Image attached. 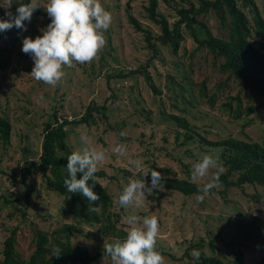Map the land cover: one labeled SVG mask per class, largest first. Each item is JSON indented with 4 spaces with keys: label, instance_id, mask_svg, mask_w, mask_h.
<instances>
[{
    "label": "rangeland",
    "instance_id": "rangeland-1",
    "mask_svg": "<svg viewBox=\"0 0 264 264\" xmlns=\"http://www.w3.org/2000/svg\"><path fill=\"white\" fill-rule=\"evenodd\" d=\"M10 2L0 0V11L15 15ZM36 2L46 4V0ZM99 2L111 14L110 25L103 33L102 55L97 52L88 62L73 61L70 66L62 65L64 75L55 86L30 75L33 61L21 51L22 38L40 35L39 30L49 22L42 7L32 13L24 31L12 28L0 33V115L12 125L10 141H0V196L8 200L4 205L0 199V263L2 242L14 227L18 228L17 250L24 259L33 251V240L38 232L48 237L49 248H55L67 239L71 245L85 247L95 254L105 252L104 244L124 238L129 228L125 217L135 214L141 222L145 216L157 217L155 250L162 255L163 264H192L182 259L186 248L200 239L209 242L217 232L225 242L232 244L226 247L223 241L216 239L214 246L218 255L229 258L233 254L231 247H234V250L241 249L243 264H259L264 258L262 188H231L221 194L223 187L219 184L210 193L202 194L203 200L197 202L195 195L186 197L159 185L162 195L148 188L139 204L133 202L126 208L118 206L116 198L130 178L139 179L136 175L139 171L145 173L152 166L151 170L165 178H184L186 173L182 172V164L188 165L191 175L192 165L203 155L219 157L220 149L208 148L193 140L186 144H182L183 139L175 140V128L169 116L184 115L212 140L232 136L260 142L264 138V107H259L255 98L244 97L242 93V109L254 106L255 110L240 120L231 118L221 104L223 96L238 95V90L229 83L226 85L225 77L217 72L211 59L195 57L192 74L188 66L185 67L186 57L173 58L164 48H161L164 62L157 58L146 68L151 83L140 75L120 78V74L139 69L147 62L144 39L127 22L126 3L129 2L131 13L143 27L153 33L159 30L147 19L146 0ZM255 2L264 19V0ZM157 11L170 23L176 19L175 12L161 0ZM246 13L251 16L247 10ZM203 19L214 35L224 33L213 13ZM184 46L191 50L193 41L189 39ZM183 53L179 51V54ZM188 62L191 61L188 59ZM167 75L176 77L177 82L191 81L193 95L185 91L181 97L177 87L166 80ZM150 84L159 93H155ZM187 88L189 90V86ZM92 101L100 111L93 112L89 125L73 126L67 143L71 151L88 147L104 152L97 170L106 173L102 184L114 201L112 210L120 214L118 229L123 233L118 236L105 237L89 228L63 232L65 226L74 223L63 216V199L42 187L36 171L26 180L33 186L32 194L25 205L21 204L28 188L22 184L20 172L38 160L44 124L54 112H58L57 116L59 114L62 120H76L84 115ZM248 120L251 123L242 127ZM81 136L86 139L82 141ZM117 144L125 146L123 155L113 151ZM214 171L210 169L209 175L193 181L202 187ZM145 184L150 187V183ZM21 209L26 212L24 218L19 217ZM205 252L211 254L207 247ZM93 264H112V261L103 254Z\"/></svg>",
    "mask_w": 264,
    "mask_h": 264
},
{
    "label": "trees",
    "instance_id": "trees-1",
    "mask_svg": "<svg viewBox=\"0 0 264 264\" xmlns=\"http://www.w3.org/2000/svg\"><path fill=\"white\" fill-rule=\"evenodd\" d=\"M27 2L28 0H11L10 3L16 13V8L21 3ZM161 2L175 12L176 19L170 23L164 15L157 11L159 0H146L147 6L144 9L147 19L158 28V33H153L150 29L143 27L131 13L129 2L126 3L127 22L135 32L141 33L143 37L147 62L145 66L132 72H124L119 77L140 75L145 77L147 83H151V77L146 72V68L151 66L157 58L163 60L161 48H164L173 58L186 57L185 67L187 65L188 71L192 74L195 57L204 60L211 59L212 65L217 67V72L225 77L226 85L229 83L230 87H236L238 90V95L223 96L224 102L221 104L231 118L240 120L243 115L249 116L255 110L254 106L242 109L240 100L242 93L244 97L255 98L258 106L264 107V19L255 0H161ZM246 10L251 16L247 15ZM6 13L9 12L1 10L0 18L4 19L7 16ZM209 13H213L219 26L224 30L222 35H214L204 21L203 18ZM25 24L27 25V21ZM189 39L194 44L191 50L184 46V42ZM101 50L100 48L97 52L100 54ZM180 50L184 53L179 54ZM166 80L169 84H174V88L177 87L181 97L185 91L192 94L191 81L177 82L176 77L170 75L166 76ZM150 86L155 93H159L152 84ZM94 111H100V107L92 101L86 107L84 115L76 120L65 118L62 120L59 114L57 116L58 112H54L52 118L44 124L38 160L29 163L20 172L22 184L28 188L21 204L25 205L32 194L33 186L27 184L26 180L36 171L40 176L42 187L63 199V216L69 217L74 223L65 226L63 232L70 233L72 230L82 231L89 228L99 231L105 237L118 236V233L120 235L123 233L118 229L120 214L112 210L114 201L102 184V180L106 178L104 171L97 170L93 181L87 182L93 184V191L99 197L93 202H89L87 198L78 193H68L63 183L67 177L66 156L72 152L67 143L68 134L73 126L89 125ZM169 120L174 124L175 140L183 139L182 144L193 140L205 147L220 149L219 160L223 165V171L216 185H222L221 194H225L231 188L264 189V138L260 142L232 136L212 140L207 138V132L201 131L184 115H171ZM250 123L251 121L248 120L242 127ZM11 130L10 121L0 115L1 142L10 141ZM182 167V172L186 173V177L170 179L161 175L157 187L153 188L154 192L162 195V192L158 190V186L162 185L186 197L196 196L201 186H198L191 178L188 165L182 164ZM151 168L152 166L148 171ZM79 175L77 173V178ZM136 175L139 179H146L145 182L150 183V176H143L144 173L141 171ZM0 199H3L4 205L8 203L4 196H0ZM18 213L21 218L26 216V212L22 209ZM11 216L12 214L9 215ZM17 231V227L12 228L3 240L0 264H93L99 256L106 254L105 252L91 254L85 247L71 245L66 238V242L58 243L55 248H49L47 246L48 237L38 232L33 240V251L24 259L17 250ZM216 239L223 241L226 247L232 245L230 242H225L223 236L217 232L207 243L200 239L190 244L184 251L182 259L192 264H243L241 249L234 250V247H231L233 254L229 258L225 255H218L214 246ZM206 247L211 254H206ZM53 249L59 250V256H53L56 255ZM193 249L199 251L198 259L191 255ZM259 264H264V258Z\"/></svg>",
    "mask_w": 264,
    "mask_h": 264
},
{
    "label": "clouds",
    "instance_id": "clouds-1",
    "mask_svg": "<svg viewBox=\"0 0 264 264\" xmlns=\"http://www.w3.org/2000/svg\"><path fill=\"white\" fill-rule=\"evenodd\" d=\"M42 7L49 18V22L41 28L40 35L29 38L24 36L21 51L30 56L33 61L30 75L38 81L55 86L63 77L62 65L70 66L73 61L84 63L93 59L97 51L105 44L104 31L111 22V14L102 7L99 0H46V4L28 0L16 8L15 15L6 13L9 19H0V33L16 28L24 31L26 21L31 20L32 13ZM42 99V97H41ZM121 135H124L122 132ZM86 138L81 136V140ZM125 146L117 144L113 151L123 155ZM104 152L88 147L72 151L66 156L67 177L63 183L68 193H78L89 202L99 199L93 191L94 174L98 164L103 161ZM211 173V179L205 183L199 193L206 195L215 187L223 165L218 156L205 154L192 165L191 178L205 177ZM79 173V178H77ZM150 176V187L146 186L143 178L129 179L127 185L116 198L118 206L126 208L133 202L139 204L141 197L148 188H156L160 173L154 169L145 171ZM196 195L197 202L202 201L204 195ZM129 225L126 235L104 244V251L110 257L112 264H163L162 255L155 250L158 234V220L154 215L138 218L135 214L125 217ZM53 252L59 256L58 249ZM191 255L198 259L200 253L193 249Z\"/></svg>",
    "mask_w": 264,
    "mask_h": 264
}]
</instances>
